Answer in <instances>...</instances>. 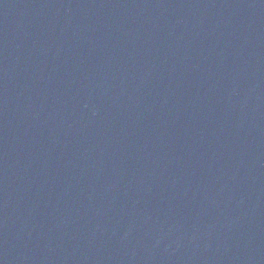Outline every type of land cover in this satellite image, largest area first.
Listing matches in <instances>:
<instances>
[{
    "label": "water",
    "instance_id": "water-1",
    "mask_svg": "<svg viewBox=\"0 0 264 264\" xmlns=\"http://www.w3.org/2000/svg\"><path fill=\"white\" fill-rule=\"evenodd\" d=\"M224 264H264V0H152Z\"/></svg>",
    "mask_w": 264,
    "mask_h": 264
}]
</instances>
